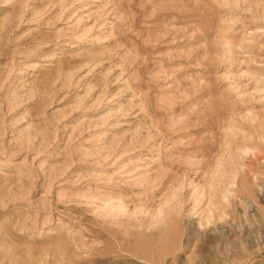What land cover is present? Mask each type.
<instances>
[{"label":"rangeland","instance_id":"1","mask_svg":"<svg viewBox=\"0 0 264 264\" xmlns=\"http://www.w3.org/2000/svg\"><path fill=\"white\" fill-rule=\"evenodd\" d=\"M0 264H264V0H0Z\"/></svg>","mask_w":264,"mask_h":264},{"label":"bare ground","instance_id":"2","mask_svg":"<svg viewBox=\"0 0 264 264\" xmlns=\"http://www.w3.org/2000/svg\"><path fill=\"white\" fill-rule=\"evenodd\" d=\"M15 257V256H14Z\"/></svg>","mask_w":264,"mask_h":264}]
</instances>
